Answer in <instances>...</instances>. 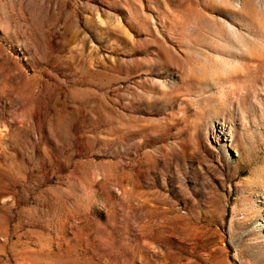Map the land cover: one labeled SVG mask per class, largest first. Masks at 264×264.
Segmentation results:
<instances>
[{
    "label": "rangeland",
    "instance_id": "1",
    "mask_svg": "<svg viewBox=\"0 0 264 264\" xmlns=\"http://www.w3.org/2000/svg\"><path fill=\"white\" fill-rule=\"evenodd\" d=\"M0 264H264V0H0Z\"/></svg>",
    "mask_w": 264,
    "mask_h": 264
}]
</instances>
